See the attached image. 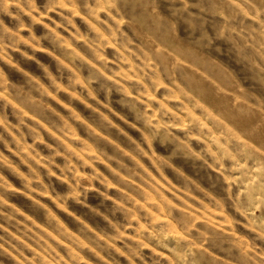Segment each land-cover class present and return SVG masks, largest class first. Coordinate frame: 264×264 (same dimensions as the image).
Returning <instances> with one entry per match:
<instances>
[{"label": "rangeland", "instance_id": "obj_1", "mask_svg": "<svg viewBox=\"0 0 264 264\" xmlns=\"http://www.w3.org/2000/svg\"><path fill=\"white\" fill-rule=\"evenodd\" d=\"M0 264H264V0H0Z\"/></svg>", "mask_w": 264, "mask_h": 264}]
</instances>
